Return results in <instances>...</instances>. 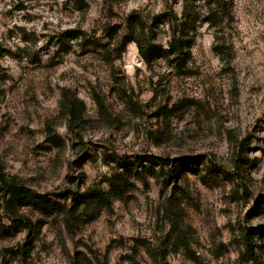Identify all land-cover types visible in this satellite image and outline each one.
<instances>
[{"label": "rangeland", "instance_id": "rangeland-1", "mask_svg": "<svg viewBox=\"0 0 264 264\" xmlns=\"http://www.w3.org/2000/svg\"><path fill=\"white\" fill-rule=\"evenodd\" d=\"M219 2L218 25L199 26L191 61L177 69L147 66L135 43L121 56L116 46L130 23L146 42L168 7L181 17L182 0H0V180L65 202L62 192L108 190L118 166L143 172L110 209L91 206L79 221L8 210L0 193V264H163L166 249L168 264H264V0ZM70 29L96 45L77 39L60 53ZM156 32L167 47L169 25ZM64 90L85 104L71 130ZM149 156L201 161L175 181L167 167L142 171ZM14 217L42 224L29 258L28 232L7 229ZM253 228L261 233L248 247ZM172 231L188 245L169 243Z\"/></svg>", "mask_w": 264, "mask_h": 264}, {"label": "trees", "instance_id": "trees-1", "mask_svg": "<svg viewBox=\"0 0 264 264\" xmlns=\"http://www.w3.org/2000/svg\"><path fill=\"white\" fill-rule=\"evenodd\" d=\"M175 3L177 0H174ZM183 11L181 17H178L172 7H168L167 10L154 18V24L148 30L147 41L143 42L137 37V26H134L130 22L128 27V33L119 38V44L116 46V51L119 56L126 52L127 46L131 43H135L138 48V54L143 62L147 66H151L158 60H164L174 66L177 69H184L192 59V48L195 44L196 32L200 25L208 23L210 25L217 26L219 22V11H221L219 0H204L205 7L208 12L204 14L200 10L198 2L201 0H182ZM167 23L170 29V38L167 47L158 46L154 43V39L157 36L156 28L162 24ZM115 30H109L110 39L114 36ZM80 39L82 43L87 46H94L96 42H93L90 38L83 36L79 30L70 29L60 34L57 38L59 45L58 51L61 53H68L71 49V42L73 40ZM218 48H216V51ZM38 62V60H36ZM68 90L62 92L61 106L64 107L68 114L69 129L73 126L83 123V114L85 110V104L76 95L68 96ZM58 136L55 134H49L47 137L48 142L53 145H58ZM113 162L117 161L112 159ZM198 156H183L175 159L161 158L158 156H149L147 158H140V169L142 171L155 173V168L158 166L167 167L168 172L166 178L169 180H175L179 177L180 169H187L191 165L200 163ZM120 165V162H115ZM208 163L215 165L213 162ZM212 165V166H213ZM122 169L121 172H117L109 180L108 190H102L100 188L92 189L85 194L67 193L62 192L58 195V198L62 201H70L71 205H66L65 202H58L50 197V195H42L32 191L30 188L17 184L15 181H8L1 177L0 193H3L6 208L9 210L11 207L26 208L33 210L44 216H52L66 212V214L73 220H80V216L89 217L87 209L91 206H95L103 209H110L114 199L123 198L126 193L134 187L133 178L138 177L143 172L129 165L118 166ZM84 175H82V178ZM70 181H74L69 177ZM64 203V204H62ZM255 210H262V208H256ZM254 210V211H255ZM250 213L249 215H251ZM91 216V215H90ZM91 218V217H90ZM90 218L88 219L90 221ZM10 226L8 230L19 232L26 230L28 232V239H26V246L21 249V254L24 258H29L33 249L35 237L39 235L42 228V224L35 225L31 219H22L18 217L10 218ZM174 233V236H171ZM168 237V242L173 243V246L186 247L188 242L183 234L180 232L172 231ZM260 230L257 228L249 229L246 234V244L251 246L252 238L260 235ZM32 236V238H31ZM252 237V238H251ZM250 249L248 248V251ZM167 249L164 253L159 255V259L163 264L167 262ZM251 254L252 251L250 252ZM79 264V263H74Z\"/></svg>", "mask_w": 264, "mask_h": 264}]
</instances>
